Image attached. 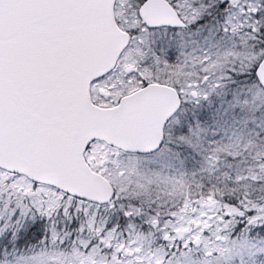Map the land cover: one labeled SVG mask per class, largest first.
Returning a JSON list of instances; mask_svg holds the SVG:
<instances>
[{"label": "snow or ice", "instance_id": "6c2138e0", "mask_svg": "<svg viewBox=\"0 0 264 264\" xmlns=\"http://www.w3.org/2000/svg\"><path fill=\"white\" fill-rule=\"evenodd\" d=\"M0 264H264V0H0Z\"/></svg>", "mask_w": 264, "mask_h": 264}]
</instances>
